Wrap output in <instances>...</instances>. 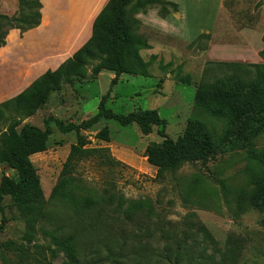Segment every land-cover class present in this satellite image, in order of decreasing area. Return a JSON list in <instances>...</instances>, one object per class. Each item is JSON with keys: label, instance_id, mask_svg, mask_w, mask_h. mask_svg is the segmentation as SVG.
<instances>
[{"label": "rangeland", "instance_id": "374dc122", "mask_svg": "<svg viewBox=\"0 0 264 264\" xmlns=\"http://www.w3.org/2000/svg\"><path fill=\"white\" fill-rule=\"evenodd\" d=\"M24 1L38 0H0V15L19 17L23 9L20 4ZM39 3L41 5V0ZM226 9L232 15L237 31L244 26L243 29L252 31L244 33L241 39L235 38L245 41L243 48L248 59L232 62L252 64L254 55L264 50L262 39L259 40V35L264 34V0H227ZM138 34L154 44L158 53L149 68L150 73L147 78L125 76L126 81L116 84L106 108L118 115L154 111L165 126L153 128L151 135L143 136L135 125L120 127L113 121L100 122L91 131L82 133L88 143L86 148L108 149V154L119 165L105 167L95 159L81 161L76 164L72 177L83 193L96 202H106L108 196L114 194L128 201H141L146 209L131 220L120 216L118 222L102 225L98 220L77 215L60 200L53 201L48 206L51 222L43 224L34 242L27 244L23 240L24 223L13 201L5 198L1 204L5 225L0 233V264H65L68 260L58 252L55 244L70 235L76 236L75 264H174V254L168 253L165 245H174L176 241L192 247L183 264L199 260L205 246L208 248L205 256L214 259L204 257V264H219L220 254L214 252L224 250L228 241L241 244V259L237 264H264V210L239 206L236 201L239 189L252 191L253 188L252 178L248 175V167L252 165L248 152L237 150L207 164H183L159 180L156 169L148 165L144 155L148 147L162 143L158 131L176 142L193 118L204 122L214 137L222 135L226 125L224 120L193 109L198 86L202 82L211 84L215 79L213 75L205 76L207 63L221 61H215L216 57L205 53L210 41H200L189 48L185 43L142 28ZM235 39L228 41L233 47H240L241 42L237 43ZM201 47L206 50H199ZM146 51H141L140 56L147 62L150 57ZM257 64L264 65V62L257 61ZM94 65L96 62L87 68L89 76ZM108 89L106 75L100 79L89 77L64 85L49 96L46 106L28 118L12 109L4 112L0 134L15 120H20L21 126L30 125L41 130L48 121L52 133L47 149L30 158L45 201L50 199L68 152L76 142L73 133H60L54 121L79 124L94 116L99 98ZM16 93L13 92L11 98ZM66 107L75 109L76 116L65 111ZM103 128L109 131V143L95 138ZM254 147L264 151V136L254 141ZM3 176L14 179L15 173L0 166V181ZM200 225L207 230L214 244L205 241Z\"/></svg>", "mask_w": 264, "mask_h": 264}, {"label": "trees", "instance_id": "16d2710c", "mask_svg": "<svg viewBox=\"0 0 264 264\" xmlns=\"http://www.w3.org/2000/svg\"><path fill=\"white\" fill-rule=\"evenodd\" d=\"M20 6L23 9L17 18L0 15V48L5 47L4 40L9 31L18 30L22 35L40 25L39 0L24 1ZM152 9L158 11V17L161 19L177 12V6L167 0H109L92 24L91 37L71 58L56 71L46 72L23 92L0 104V121L4 119V112L10 109L28 118L46 106L49 96L60 91L64 85L84 81L89 77L96 79L102 71L114 75L107 93L99 98L94 116L79 124L54 121L60 133H73L76 142L68 152L59 181L48 200L50 202L44 199L30 160L32 156L44 153L47 149L52 133L48 121L41 130L30 125L21 126L20 120H15L0 134V166L15 173L14 179L3 176L0 181V233L5 225L4 210L1 206L5 198L13 201L24 223L23 240L27 244L34 242L37 231L43 224L51 222L48 206L53 201L60 200L77 215L91 221L98 220L102 225L118 222L120 216L131 220L146 209L147 206L141 201H128L114 194L109 195L106 202H96L83 193L72 173L78 162L90 159L99 161L105 167L119 165L108 154V149L86 148L88 143L82 133L91 131L100 122L113 121L120 127L135 125L143 136L151 135L153 128L163 129L165 126V122L160 120L154 111L118 115L106 108L110 93L121 76L147 78L149 75V68L156 58L152 56L145 62L140 56V52L149 50L150 46L145 37L138 34L141 24L136 15L145 14ZM200 41L209 42L210 36L201 35L187 47L192 48ZM262 42L264 44V34ZM198 49L206 50L205 47ZM258 56L264 62V50L259 52ZM94 62L96 65L92 67L89 76L87 68ZM204 74L213 75L215 79L211 84L202 82L198 86L193 109L211 118L224 120L226 125L222 135L214 137L204 122L193 118L176 142L168 139L163 131H158L157 135L162 139V143L160 146L148 147L145 150V159L148 165L156 169V178L159 180L163 179L165 173L174 172L183 164H207L217 157L245 150L252 160L248 175L252 178L253 188L252 191L239 189L236 201L239 206L246 205L263 211L264 151H257L254 141L264 136V65L209 62ZM219 74L222 76L217 77ZM95 138L109 143L108 129L100 130ZM199 230L205 241L214 244L202 225ZM75 240L76 236L70 235L55 244L59 248L58 252L64 254L68 260L65 264L76 262ZM191 248L186 242L176 241L174 245H165V250L174 254V264H183V259ZM207 250L205 246L200 259L188 263L204 264V257L213 260V256H205ZM214 253L220 254L219 264H237L241 259L242 247L236 241H228L224 250L217 249Z\"/></svg>", "mask_w": 264, "mask_h": 264}, {"label": "crops", "instance_id": "0c3cea01", "mask_svg": "<svg viewBox=\"0 0 264 264\" xmlns=\"http://www.w3.org/2000/svg\"><path fill=\"white\" fill-rule=\"evenodd\" d=\"M108 1L41 0L40 25L22 35L17 30L10 31L4 40L5 47L0 48V104L9 100L13 92L20 94L43 74L56 71L71 58L91 37L92 24ZM167 2L176 5L177 12L165 19L159 18L155 9L138 14L136 19L142 29L187 45L201 35H209L210 42L205 53L216 57L215 61L245 62L248 59V53L243 48L246 43L240 39L244 33L252 31L243 29L245 26L240 31L234 28L232 15L227 13V0ZM262 36L259 35V40ZM238 37L239 40L235 39ZM229 39L241 42L240 47H233ZM148 44L151 48L146 51L149 57L156 56L158 53L154 44ZM257 61L261 59L255 54L251 63L257 64ZM105 73L102 71L97 79L106 75L110 84L114 75ZM123 81H126L125 76H121L117 83ZM114 88L109 99L113 98ZM66 110L73 112V117L76 116L75 109L66 107Z\"/></svg>", "mask_w": 264, "mask_h": 264}]
</instances>
